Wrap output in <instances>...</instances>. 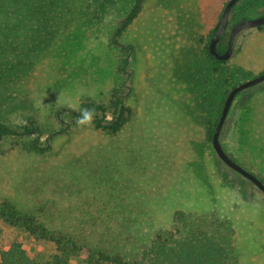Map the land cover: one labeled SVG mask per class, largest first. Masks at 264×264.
I'll use <instances>...</instances> for the list:
<instances>
[{
    "label": "rangeland",
    "instance_id": "rangeland-1",
    "mask_svg": "<svg viewBox=\"0 0 264 264\" xmlns=\"http://www.w3.org/2000/svg\"><path fill=\"white\" fill-rule=\"evenodd\" d=\"M228 1L146 0L122 38L134 45L130 123L118 137L75 131L45 155L4 144L0 198L45 206L57 218L85 219L109 200L124 201L134 215L141 206L157 228L168 227L179 209L215 211L234 223L243 263L264 264V193L219 159L206 142L205 118L194 108L189 63L201 59L202 42ZM251 2L241 0L235 9ZM129 9L119 2L102 20L78 23L56 40L26 90L44 112L52 106L78 109L85 97L109 92L117 60L112 35ZM249 16H264V8ZM226 66L241 71L242 82L264 75V29L240 32ZM220 142L234 162L264 178V82L235 97ZM17 239L39 261L56 253L55 245L37 244L0 220V251ZM84 258L70 264H85Z\"/></svg>",
    "mask_w": 264,
    "mask_h": 264
},
{
    "label": "trees",
    "instance_id": "trees-1",
    "mask_svg": "<svg viewBox=\"0 0 264 264\" xmlns=\"http://www.w3.org/2000/svg\"><path fill=\"white\" fill-rule=\"evenodd\" d=\"M145 1L0 0V154H5L6 143L11 150L45 155L58 138L75 131L91 130L112 137L123 132L134 115L129 101L136 97V90L131 80L134 45L123 43L122 38L140 16ZM119 2L130 9L112 35L117 60L109 92L100 98L85 97L78 109L52 106L44 112L26 93L42 58L61 35L78 23L102 20ZM262 8L264 0H253L243 10L234 7L228 25L249 19L250 13ZM258 28L264 29V24ZM214 32L216 28L202 42L201 59L189 63L195 84L194 108L205 118L209 144L231 90L243 77L241 71L226 66L228 61L211 55ZM228 38L227 32L221 37L218 53L226 51ZM82 108H95L91 125L77 124ZM259 179L264 184V178ZM108 203L86 219L57 218L48 214L45 206L30 208L0 198V220L5 225L22 231L37 244L56 247L55 254L39 261L17 239L0 251V264H70L82 255L85 264H244L234 223L215 211L179 209L168 227L157 228L141 206L135 208L139 212L134 215L124 201Z\"/></svg>",
    "mask_w": 264,
    "mask_h": 264
},
{
    "label": "water",
    "instance_id": "water-1",
    "mask_svg": "<svg viewBox=\"0 0 264 264\" xmlns=\"http://www.w3.org/2000/svg\"><path fill=\"white\" fill-rule=\"evenodd\" d=\"M240 0H229L226 4V7L221 15V18L216 26L217 32L212 34L211 41L209 44V50L211 55L221 61H228L233 54V47H234V41L236 36L247 29L250 28H258L259 26L264 24V16L256 17V18H249L239 21L237 24H235L229 32V38H228V45L227 49L223 54L218 53L217 51V45L221 39V37L227 32L228 29V21L230 14L232 12V9L235 7V5ZM264 82V75L256 77L252 80L244 81L235 88H233L226 100L224 110L222 113V116L220 118V121L216 127V130L214 132L212 145L213 148L219 157V159L227 165L229 168L233 169L234 171L240 173L242 176L250 180L254 185H256L263 193H264V184L263 182L254 174L248 172L244 168H242L240 165H238L236 162H234L225 152L224 148L221 145L220 142V135L222 133V129L224 127V124L226 122L229 110L232 106V103L235 99V97L242 91L251 88L253 86H256L258 84H261Z\"/></svg>",
    "mask_w": 264,
    "mask_h": 264
},
{
    "label": "clouds",
    "instance_id": "clouds-1",
    "mask_svg": "<svg viewBox=\"0 0 264 264\" xmlns=\"http://www.w3.org/2000/svg\"><path fill=\"white\" fill-rule=\"evenodd\" d=\"M95 108H82L80 109V116L77 118V124L80 126L91 125L95 116ZM109 120L111 116L107 117Z\"/></svg>",
    "mask_w": 264,
    "mask_h": 264
}]
</instances>
